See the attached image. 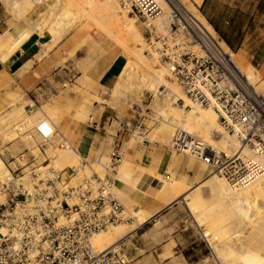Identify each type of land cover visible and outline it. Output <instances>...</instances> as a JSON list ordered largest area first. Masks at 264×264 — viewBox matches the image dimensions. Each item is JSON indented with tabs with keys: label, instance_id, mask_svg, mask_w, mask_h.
<instances>
[{
	"label": "built area",
	"instance_id": "obj_1",
	"mask_svg": "<svg viewBox=\"0 0 264 264\" xmlns=\"http://www.w3.org/2000/svg\"><path fill=\"white\" fill-rule=\"evenodd\" d=\"M162 2L119 0V6L141 22L146 55L168 72L190 102L212 109L238 147L226 153L176 131L167 153L189 157L231 185L264 179V96L241 73L228 46L224 52L226 44L207 21L213 33L178 0ZM25 96L23 117L12 129L17 139L30 136L39 155L22 149L11 158L10 176L0 182V264H132L118 244L101 253L91 244L95 234L131 219L114 192L121 148L92 160L81 158L74 167L56 168L48 150L71 145L47 118L30 121L38 107Z\"/></svg>",
	"mask_w": 264,
	"mask_h": 264
},
{
	"label": "bare ground",
	"instance_id": "obj_2",
	"mask_svg": "<svg viewBox=\"0 0 264 264\" xmlns=\"http://www.w3.org/2000/svg\"><path fill=\"white\" fill-rule=\"evenodd\" d=\"M48 1L50 0H0L6 7L10 8V12L16 20L21 19L32 7ZM178 1L183 10L191 12L202 26L213 33L205 19L197 15V7L201 6L203 0ZM46 7L45 13L40 15L39 20L30 28L16 31L15 34L6 30L0 35V61L2 62L6 61L20 44L32 34L47 35L50 38L46 44L41 45L34 60L28 62L13 76L15 81L29 73L35 61H40L48 56V53L75 27L73 20L75 24L89 23L92 26L91 35L104 36L121 51V55L123 53L126 56L125 64L110 90L109 100H101L97 97L95 102L116 108L124 100L125 95H129L135 80L143 91L153 94V112L156 117H163V120L158 123L155 133V136L161 140V144L169 145L174 133L181 131L189 136L204 140L220 151L233 153L237 150L235 141L220 128L213 110L196 106L190 102L178 84L170 78L168 72L146 55L144 37L136 25V20L121 11L119 0H53L46 4ZM161 7H165L163 2ZM71 17L73 18L70 19ZM222 48L224 52H228L227 46L222 45ZM232 58H235L237 67L255 92H261L264 96V80H261L257 70L245 64L244 59L238 54H233ZM11 82L13 80L5 79V87L8 88ZM259 82L262 86L261 89L257 86ZM11 96L8 95L9 98ZM23 108L24 106L19 101H15L8 109L0 110V127L2 128L0 135L8 131L14 132L13 129L6 126L20 122L23 117ZM40 114L47 118L54 127L60 123L59 127L55 128L71 145V148L66 150H48L49 158L53 160L54 166L59 169L77 166L81 157L77 154L75 146L69 141L71 134L67 132L66 127L61 126L64 121L61 114H58L54 107L42 105L30 117V121L35 120L34 117ZM52 117L56 118V124L52 122ZM72 122L75 125L85 123L83 111L76 112L72 117ZM134 133H136L135 136H132L124 145H131L133 141L144 142L143 137L137 136V131ZM19 143L23 149L29 150L32 156L38 157L39 151L35 147L36 142L30 139V136L22 137ZM13 147L15 148V145ZM19 163L24 166L22 159ZM29 171L30 169L25 168L24 173L29 174ZM133 171L145 172L142 168L131 166L129 159H126L117 170V178L125 180ZM9 176V171L0 158V182H4ZM199 188L200 190L194 195L185 194L184 183L168 180L164 181L161 194L168 201L176 199V201L183 203L190 212L199 208L200 215H209L214 209H219L221 214L226 210V213L231 215L232 218L228 225L233 226L235 230L230 235L231 241L229 243L231 244L225 248H220L216 244L217 242H213L210 250L214 249L212 251L215 259L214 264H264V179L248 185L236 186L211 174L207 176ZM207 199L209 202L206 201ZM3 202L4 196L0 194V203ZM191 207L193 208L191 209ZM131 213L130 218L136 219L137 224L143 222L144 217L141 212L132 210ZM199 219L200 217L194 222L197 223ZM203 225V222L198 225V227L203 228L202 237L208 240H217L218 230L216 226L211 224L208 229H205ZM129 228L133 229L134 227L128 224H119L95 234L91 240L93 249L101 253L117 246ZM244 232H247L245 240L235 241ZM238 247L239 250L235 249Z\"/></svg>",
	"mask_w": 264,
	"mask_h": 264
},
{
	"label": "crops",
	"instance_id": "obj_3",
	"mask_svg": "<svg viewBox=\"0 0 264 264\" xmlns=\"http://www.w3.org/2000/svg\"><path fill=\"white\" fill-rule=\"evenodd\" d=\"M200 10L205 21L227 41L226 46L249 47L256 45L262 38L264 0H203ZM223 10H227L226 13ZM238 17L243 18L242 24ZM229 31H241L245 34L240 39L229 38ZM257 32L260 34L257 35ZM47 37L37 33L30 35L6 61H0V110L6 109L8 95H12L16 89L25 92V95L34 99L38 105L43 97L58 92V78L63 77L62 81H65L64 78L71 81V70L74 66L67 62L66 71L55 74L52 71L57 60L51 55L52 58L44 57L35 61L32 70L23 78L16 81L13 79L23 66L34 60L41 45L48 42ZM124 64V58L118 52L102 61L101 73L96 78L99 93L111 90ZM85 65L83 62L80 64L81 68ZM255 69L261 80H264V59ZM5 79L13 80L8 88L5 87ZM114 114L112 110L105 108L90 124L75 125L72 119L62 122L61 126L66 127L67 132L71 134L69 141L81 158L92 160L96 155L106 154L111 147L122 145L127 139L134 129V122L125 121ZM126 118L131 117L129 115ZM113 120L117 123L115 136H107L104 129L111 127ZM19 149H23L20 143ZM138 153L130 151L129 162L131 166L142 168L145 172L133 171L125 180H119L117 173L114 183L116 198L124 209L141 212L144 217L141 224H137L133 218L128 223L134 228L123 237L121 247L125 257L132 264H200L202 259L198 255L204 246L198 232L188 223L189 214L185 206H180L181 202L176 199L168 201L161 194L164 181L168 180L184 183L187 194L198 184L199 170L196 167L188 168L184 159L173 160L168 154L158 156L151 155V151H142L141 156H136ZM158 223L160 226L155 229ZM205 248L210 251L208 246Z\"/></svg>",
	"mask_w": 264,
	"mask_h": 264
},
{
	"label": "rangeland",
	"instance_id": "obj_4",
	"mask_svg": "<svg viewBox=\"0 0 264 264\" xmlns=\"http://www.w3.org/2000/svg\"><path fill=\"white\" fill-rule=\"evenodd\" d=\"M52 1L53 0H50L48 2L40 3L39 5L32 7L19 20H16L13 17L9 7H6L2 2H0V35L6 30L10 31L11 33H16V31H23L24 29L30 28L31 25H33L36 21L39 20V16L45 13L47 9L46 4L51 3ZM211 11L219 12L221 10H211ZM223 11L226 13L227 10H223ZM197 13H198L197 15L202 16L200 7H197ZM72 18L73 17H71L70 19ZM238 20L241 24L244 22L242 17L241 18L238 17ZM72 22L74 23L75 27H73V29L70 30L63 37V39L59 42V44L56 45L48 53V56L45 59H49V57L52 56L57 60V64L53 66V71H52L55 74L66 71L67 62H69L70 64H72V66H74V69H72L71 67L72 69L71 72L73 77L71 81H67L66 78H64L65 81H62L61 78L63 77H60V79L58 78L60 82L57 84L58 92L55 94H50L47 97H43V99H41L40 103H38L37 105L38 109L39 107H42V105L54 107L56 108L57 113L61 114L62 119L64 120L72 119L73 115L76 114V112L83 111L86 119L85 124H90L94 122V120H96V118L101 114V112L105 108L112 110L115 113L114 114L115 116L117 117L119 116L125 121L131 120L130 122H134L135 124L134 129L129 134L127 139L123 142V144L119 145V147L121 148V152L123 153V161L129 158L128 153L130 151L133 152L138 151L139 153L136 156H141L140 152L142 151L143 152L151 151V155L154 154L161 156L163 154H168L172 157L173 160L184 159L185 165L188 168L196 167L198 170L201 169V172H199L200 178L198 179L199 180L198 184L193 186L187 192V194L189 195L196 194V192L200 190L199 187L201 183L209 175L208 169H206L204 165L192 160L189 157L177 155L174 153L171 154L167 153V147L169 145L161 144L160 143L161 140H159L158 137L155 136L156 127L158 123L161 120H163V117H159V116L156 117V114H154L153 112L152 104L154 98L151 92L143 91L134 80L131 92H129V95H125L124 100L120 102L116 108L107 107L103 104L95 102L97 97L101 100H109L110 98V91L99 93L96 88V78L101 73L102 61L107 59V57L113 56V54L117 52L119 53V55H121V51L115 45H113L109 40L104 38V36L102 37L98 35H91L90 33L92 29L91 24L89 23L75 24L74 20ZM136 25L139 31L141 32L142 36L145 38V31L143 29L141 22L136 21ZM227 34L229 35V38L240 39L242 35L245 34V32L229 31ZM259 34L260 32H257V35ZM47 39L49 41L50 38L47 37ZM229 47L233 54H238L240 57L244 59L245 64L255 68L256 65H259V63L264 59V32H262V38L261 40L257 41L256 45L249 47H243V46L242 47L229 46ZM122 56L124 58V61H126L125 54L122 53ZM233 60L235 61V58H233ZM82 62L86 64L85 67L83 68H81L80 66ZM55 66H59V67L56 68ZM75 69L78 73L75 72ZM257 86H259L260 89L262 88L260 82L258 83ZM161 91H163V89H161ZM15 101H19L25 107V105L28 103V98L25 96V92L21 91L20 89H16L15 92L12 94L11 98L8 99L6 109H8V107ZM60 102L62 103L60 104ZM38 109L35 111H38ZM129 115L131 118H126ZM41 117H43V115L40 114L35 116L34 119ZM90 118H91V122H90ZM51 120L54 124L57 123L56 118L52 117ZM13 124L15 123H11L9 126L6 127L12 129L14 126ZM59 125L60 123L59 124L57 123L55 127L58 128ZM116 126L117 123L113 120L111 127L107 126L104 129L106 135L115 136ZM1 131L2 128L0 127V134L2 133ZM135 131L138 132L137 136L143 137L144 142L140 143L138 141H133L131 145H124L126 142L130 140L132 136H135L136 134L134 133ZM15 138H17V136L10 131L0 135V156H1L0 158L2 159L7 169L9 164L12 162L11 158L16 159L17 155L21 151L19 149V142L21 141L20 137H18V139L14 141H10L11 139H15ZM13 145H15V148L13 147ZM114 147L115 146L108 149L107 153L104 155H107ZM91 156H93V154H91ZM97 156L98 155H96L94 159ZM40 158L41 157H39V161L42 160ZM97 171L99 170L97 169ZM204 197H206V194H204ZM191 201L192 200L190 199V202ZM206 201L209 202L208 199ZM179 205L185 206L183 203H180ZM192 208L193 207H191V209ZM185 209L189 214L188 223L192 228H194L198 232L203 244L202 246H204L201 252L202 255L201 254L198 255V257L202 259L200 264H214L215 259H214V255L212 254V251H214V249L210 250V247H212L213 242L214 243L217 242L216 244H218L220 248H225L229 244H231L229 243L231 241L230 235L235 231L233 226L228 225V223L232 218L231 215L226 213V210L223 211V213L221 214L219 209H214V211H212L209 215L206 214L200 215L199 208L195 210H191V212L188 211L186 206ZM169 211L171 210L169 209ZM131 212L132 209L130 208L126 209V213L129 218L131 217L132 214ZM198 217H200V219L198 220L199 222L197 221V223H195L194 220L198 219ZM201 222L204 223L203 227L205 229H208L209 226H211V224H213V226L214 225L216 226V229L218 230V234H216L217 240H208L202 237L203 228L198 227V225H200ZM128 223L129 222L123 224H128ZM159 226L160 224L158 223L155 226V229H158ZM131 229L132 228H129L127 232ZM246 235L247 232L240 234L239 236L240 238H237L235 241L241 242L245 240ZM122 241L123 238L122 240L120 239V241L117 244L119 245L122 254H124L121 247ZM206 246L209 247L210 251L206 250L205 248ZM235 249L239 250V247Z\"/></svg>",
	"mask_w": 264,
	"mask_h": 264
},
{
	"label": "trees",
	"instance_id": "obj_5",
	"mask_svg": "<svg viewBox=\"0 0 264 264\" xmlns=\"http://www.w3.org/2000/svg\"><path fill=\"white\" fill-rule=\"evenodd\" d=\"M217 33V32H216ZM222 40L224 41V43L226 44V41L222 38ZM228 46V45H227ZM229 47V46H228ZM230 48V47H229Z\"/></svg>",
	"mask_w": 264,
	"mask_h": 264
}]
</instances>
